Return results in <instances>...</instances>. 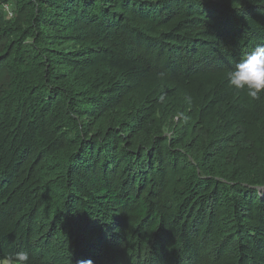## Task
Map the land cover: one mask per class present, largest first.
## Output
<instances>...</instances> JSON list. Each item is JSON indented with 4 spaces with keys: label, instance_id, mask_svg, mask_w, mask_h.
I'll list each match as a JSON object with an SVG mask.
<instances>
[{
    "label": "trees",
    "instance_id": "trees-1",
    "mask_svg": "<svg viewBox=\"0 0 264 264\" xmlns=\"http://www.w3.org/2000/svg\"><path fill=\"white\" fill-rule=\"evenodd\" d=\"M259 44L264 0H0V257L264 264Z\"/></svg>",
    "mask_w": 264,
    "mask_h": 264
},
{
    "label": "clouds",
    "instance_id": "clouds-1",
    "mask_svg": "<svg viewBox=\"0 0 264 264\" xmlns=\"http://www.w3.org/2000/svg\"><path fill=\"white\" fill-rule=\"evenodd\" d=\"M230 86L246 91L253 99L264 93V44H259L247 53L235 67L227 73ZM0 264H31L27 252H18L0 257ZM77 264H94L92 259H80Z\"/></svg>",
    "mask_w": 264,
    "mask_h": 264
},
{
    "label": "rangeland",
    "instance_id": "rangeland-1",
    "mask_svg": "<svg viewBox=\"0 0 264 264\" xmlns=\"http://www.w3.org/2000/svg\"><path fill=\"white\" fill-rule=\"evenodd\" d=\"M10 13H11V10H10Z\"/></svg>",
    "mask_w": 264,
    "mask_h": 264
}]
</instances>
